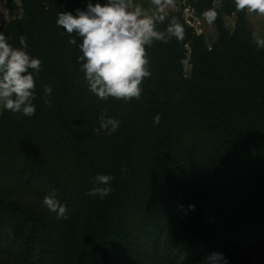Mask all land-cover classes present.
I'll use <instances>...</instances> for the list:
<instances>
[{"label":"trees","instance_id":"obj_1","mask_svg":"<svg viewBox=\"0 0 264 264\" xmlns=\"http://www.w3.org/2000/svg\"><path fill=\"white\" fill-rule=\"evenodd\" d=\"M89 2L106 0H21L2 31L15 48L25 36L42 70L35 114H0V263L202 264L220 252L227 264H264V49L241 22L239 36L221 28L208 47L171 9L157 30L175 18L184 40L146 46L140 99L102 101L76 64L82 41L70 45L56 24ZM189 2L198 15L215 9L216 23L236 12L234 0ZM105 110L121 122L111 135ZM98 174L115 177L103 199L87 194ZM53 194L67 219L44 206Z\"/></svg>","mask_w":264,"mask_h":264},{"label":"clouds","instance_id":"obj_2","mask_svg":"<svg viewBox=\"0 0 264 264\" xmlns=\"http://www.w3.org/2000/svg\"><path fill=\"white\" fill-rule=\"evenodd\" d=\"M155 11L150 12L136 3L135 0H106L101 4L88 3L86 10L76 9L72 12H59L56 20L72 38L70 45H77L81 55L76 57L79 71L84 74L89 91L102 101L109 98L123 101L139 100L143 91L141 85L145 78L151 76L149 57L146 46L154 41L168 43L172 38L182 42L185 37L183 26L171 20L164 31L157 30V24H162L168 8H175V0H151ZM236 12H244L247 16L255 14L264 17V0H234ZM208 25L214 24L218 12L209 9L202 13ZM75 34V36H73ZM252 40L258 49H264V38L252 32ZM21 48H15L8 43L4 34L0 33V106L13 114L22 113L31 117L36 108V79L41 69V60L33 58L26 51V37H19ZM32 70V71H30ZM52 93L49 85H44V103L51 104L48 97ZM161 116L153 118L154 125H159ZM100 128L111 135L118 130L120 121L108 117L105 112L99 116ZM126 171V170H125ZM115 177L98 174L94 177V186L87 193L105 198L113 191L110 186ZM103 185V186H101ZM44 206L57 219H67L68 209L61 204L55 195H47L43 199ZM194 210L195 205H189ZM182 208V205H178ZM227 264L223 253L213 252L204 258L202 264Z\"/></svg>","mask_w":264,"mask_h":264},{"label":"rangeland","instance_id":"obj_3","mask_svg":"<svg viewBox=\"0 0 264 264\" xmlns=\"http://www.w3.org/2000/svg\"><path fill=\"white\" fill-rule=\"evenodd\" d=\"M190 0H180L179 3H176V8L173 10L180 13V18L182 21L194 28V30L200 34L205 44L208 47H211L218 39L220 29L222 28L231 35L239 36L241 31V25H238V22L244 24V28L247 29V32L252 34L255 31L258 36L264 38V17H259L253 14V16H247L244 12H233L229 15L222 16L221 23H216L208 25L204 20L202 15H198L189 5ZM216 5L219 6L218 1ZM23 10L21 8V0H0V33H2L4 27L7 25L10 19L21 16ZM242 13V14H241ZM238 15L243 17V20H238ZM220 26V27H219ZM252 39V35H250ZM189 63L187 58L183 61V73L187 77L189 75ZM3 107L0 106V114ZM17 198L24 199L26 201H32L33 197L24 195V193L17 194ZM263 257L261 252H255L252 254V261H259ZM2 264V263H0Z\"/></svg>","mask_w":264,"mask_h":264},{"label":"crops","instance_id":"obj_4","mask_svg":"<svg viewBox=\"0 0 264 264\" xmlns=\"http://www.w3.org/2000/svg\"><path fill=\"white\" fill-rule=\"evenodd\" d=\"M179 1L180 0H175V5H176V3L178 4ZM135 2L140 4L142 7H144L146 10H149L150 12H154L155 11L154 6L151 4V0H135ZM171 9H173V8H168V9H166V11L168 12Z\"/></svg>","mask_w":264,"mask_h":264}]
</instances>
